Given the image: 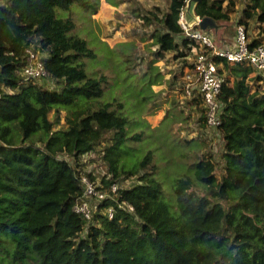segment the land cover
<instances>
[{"label":"trees","instance_id":"trees-1","mask_svg":"<svg viewBox=\"0 0 264 264\" xmlns=\"http://www.w3.org/2000/svg\"><path fill=\"white\" fill-rule=\"evenodd\" d=\"M74 3L92 14L100 7V0L0 4V264H264V93L252 90L250 67L223 59L233 77L220 95L224 175H216L212 155L198 157L190 163L193 172L175 181L172 205L156 176L152 150L133 167L120 165L115 148L141 137L126 132L122 102L84 105L68 112L61 125L62 110L81 95H102L108 80L105 73L88 74L83 58L94 57V49L85 38L70 35L76 27L71 17L57 14ZM261 4L264 0H248L238 23L248 27L246 19ZM184 7L189 19L210 16L224 24L231 20L235 0H171L167 11L150 10L143 19L161 25L152 34L159 55L187 45L178 40ZM258 19L264 21V11ZM29 45L46 52L55 89L21 82ZM196 99L195 109L206 121L202 99ZM54 123L59 127L54 129ZM108 134L112 142L104 146L105 159L113 173L108 181L137 176L119 192L134 211L117 209L109 218L104 208L113 201L108 200L89 224L74 210L83 187L60 155L79 158L98 149Z\"/></svg>","mask_w":264,"mask_h":264},{"label":"rangeland","instance_id":"rangeland-1","mask_svg":"<svg viewBox=\"0 0 264 264\" xmlns=\"http://www.w3.org/2000/svg\"><path fill=\"white\" fill-rule=\"evenodd\" d=\"M170 1L118 0V4L113 5L107 0H100V7L94 14L77 3L68 9H58L57 14L59 17H71L76 27L70 35L85 38L88 45L94 49L96 53L94 57L83 58L88 74L96 76L105 73L108 76V80L103 84L102 95L92 97L81 95L75 103L67 107L68 109L61 111V125H66L68 112L84 105L99 107L109 101L122 102L124 107L121 112L128 118L126 132L128 134L140 132L141 137L138 140L128 139L115 148L114 152L121 157L120 165L133 167L149 150H152L153 163L158 166L156 176L163 184L164 197L174 205L175 181L180 176L193 172L190 165L193 160L202 155H212L217 163L216 175L219 179L225 170L220 160L224 153V141L220 134H217L218 130L209 128L204 123L199 109L196 110L194 119L190 118L194 113H188L179 107L180 92L173 83H170L171 79L170 81L166 79V73L172 72L168 65L177 59V53L166 52L165 56L159 55L158 45L154 44L152 34L156 28H161V25L158 23L149 25L143 19L144 15L156 7L167 11ZM7 2L8 0H0V4ZM247 2L248 0H235L231 20L224 23L219 36H215L223 45L235 41L236 24L242 17ZM262 11L264 4L254 8L252 17L246 19L248 35L252 41H264V21L258 19ZM167 53L170 54V58H166ZM154 60L153 66L158 68L150 66ZM180 64V61H174L173 71L182 69L179 67ZM226 73L228 74V71ZM251 74L253 78L249 82L252 90L259 89L264 93V71H255ZM179 97H182V94ZM49 118L51 121L55 120L54 109L49 113ZM180 121L184 123L180 124ZM186 125L188 131L186 130L185 134ZM53 127L56 129L59 125L54 123ZM15 136L17 137V134ZM111 137L112 134H108L107 141L98 147V153H91L92 162L89 166H97L96 170H99L102 176L109 174L110 163L105 159L101 161L97 159H100L99 154L104 150L105 144L112 142ZM190 139L192 141L189 142ZM95 154L97 158H94ZM124 178L127 177L118 180L122 187L126 185ZM129 180L134 184L137 176L130 177Z\"/></svg>","mask_w":264,"mask_h":264},{"label":"built area","instance_id":"built-area-1","mask_svg":"<svg viewBox=\"0 0 264 264\" xmlns=\"http://www.w3.org/2000/svg\"><path fill=\"white\" fill-rule=\"evenodd\" d=\"M200 20L201 17L198 15L189 19L187 7L182 8L179 12L178 21L182 27L183 35L178 40H187V45L181 46L179 49L185 54L180 57L182 60H188L191 68L184 71L183 81L178 84V91L180 95L182 94L178 104L182 109L189 110L191 100L200 96L206 115L205 124L209 128L217 129V134L222 137L219 130L223 110L220 95L224 84L229 79L228 74L224 71L223 59L230 64L241 63L256 71H264V41L252 45L253 41L249 38L246 25L237 23L233 44L219 46L209 30L200 28ZM179 51L175 52L179 54ZM45 56L46 52L40 48L36 49L33 45L26 47V62L19 71L21 82H37L49 89L57 87L56 80L45 66ZM92 152L98 153L97 149H94L80 155L79 158L65 154L60 155L73 166L75 176L79 178L83 187V193L74 205L75 212L90 224L94 221L101 205L108 200L113 201L112 204L104 208V214L109 218L114 217L117 209L127 212L134 211V206L121 200L119 195L121 189L132 186L130 177L123 179L126 180L125 187H122L118 180L108 181L113 177L110 168L109 174L102 176L101 172L96 170L97 166H89L92 162ZM99 156L98 161L105 159V150H102ZM94 158H97L96 154Z\"/></svg>","mask_w":264,"mask_h":264},{"label":"crops","instance_id":"crops-1","mask_svg":"<svg viewBox=\"0 0 264 264\" xmlns=\"http://www.w3.org/2000/svg\"><path fill=\"white\" fill-rule=\"evenodd\" d=\"M220 24V23H219ZM237 25V24H236ZM223 28H224V24H220V27H219V29L218 30H209L213 35H214V37L216 36V37H218L219 36V34L221 33V31L223 30ZM216 37H215V39H216ZM217 40V39H216ZM217 43H218V45L219 46H222L223 44H222V41L221 40H217ZM231 44H233V42L231 43ZM168 52H175V51H168ZM170 54L169 53H167L166 54V58H170V56H169ZM165 56V55H164ZM172 56H174V54L172 55ZM176 56H178L177 57V59H175L174 61H180L181 62V64L179 65V67H182V69H180L179 71H177V72H175V71H173V67L174 66H172V63L174 62V61H171V64H169L168 65V68L172 71V72H170V73H166L167 74V76H166V79H169V81H170V79H171V81H170V83H173L174 85H175V88L178 90V84L181 82V81H183V73H184V71L186 70V69H189V68H191L190 66V62L188 61V60H182L181 59V57L180 56H182V55H179V54H176ZM163 62V61H162ZM182 64H183V66H182ZM172 66V67H171ZM159 67H162V66H159ZM227 71V70H226ZM225 71V72H226ZM256 70H254V69H252V68H250V71H249V78H253V76H252V72H255ZM180 74V75H179ZM229 74V73H228ZM229 76V78H230V80H233V77H231L230 76V74L228 75ZM179 92V91H178ZM179 94H178V100H179ZM197 97H195V99H196ZM195 99L192 101L191 100V104H190V107H189V111L188 110H186V112H191V113H194V114H192V115H190V118H193L194 119V117L196 116V110L197 109H195V106H196V101H197V99H196V101H195ZM176 107H177V105H175ZM180 107V106H179ZM182 123H184L183 121H180V124H182ZM188 125H186L185 126V129H184V132H185V134L187 133L186 132V130H187V127ZM190 131H191V129H189ZM188 131V130H187ZM193 134H195V133H193ZM201 137H203L202 135H200ZM191 140V139H190Z\"/></svg>","mask_w":264,"mask_h":264},{"label":"water","instance_id":"water-1","mask_svg":"<svg viewBox=\"0 0 264 264\" xmlns=\"http://www.w3.org/2000/svg\"><path fill=\"white\" fill-rule=\"evenodd\" d=\"M199 26L204 30H218L220 24L213 17L206 16L201 18L199 21Z\"/></svg>","mask_w":264,"mask_h":264},{"label":"clouds","instance_id":"clouds-1","mask_svg":"<svg viewBox=\"0 0 264 264\" xmlns=\"http://www.w3.org/2000/svg\"><path fill=\"white\" fill-rule=\"evenodd\" d=\"M247 27V26H246Z\"/></svg>","mask_w":264,"mask_h":264}]
</instances>
